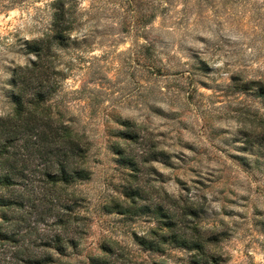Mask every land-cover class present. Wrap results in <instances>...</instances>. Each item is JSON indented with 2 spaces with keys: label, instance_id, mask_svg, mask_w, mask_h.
<instances>
[{
  "label": "rangeland",
  "instance_id": "374dc122",
  "mask_svg": "<svg viewBox=\"0 0 264 264\" xmlns=\"http://www.w3.org/2000/svg\"><path fill=\"white\" fill-rule=\"evenodd\" d=\"M54 1L0 0V117L15 109L13 70L35 58L28 43L58 23ZM65 6L73 29L54 48L61 80L52 103L86 137L91 175L63 187L74 198L69 227L76 233L67 234L78 246L54 261L91 264L106 244L131 264L195 258L203 264L196 252L172 244L164 253L139 244L161 226L153 213L108 210L125 202L122 188L133 182L145 192L141 203L162 205L178 230L210 239L208 264H264V97L257 87L238 90L247 81L264 86V0H65ZM127 121L140 127V144L121 134ZM117 143L135 153L154 148L157 157L134 173L118 164ZM35 220L33 214L32 227ZM0 226L13 228L1 208ZM50 230L40 223L26 239ZM17 248L0 243V264H30L16 258Z\"/></svg>",
  "mask_w": 264,
  "mask_h": 264
},
{
  "label": "trees",
  "instance_id": "16d2710c",
  "mask_svg": "<svg viewBox=\"0 0 264 264\" xmlns=\"http://www.w3.org/2000/svg\"><path fill=\"white\" fill-rule=\"evenodd\" d=\"M52 4L57 7L58 23L51 34L28 43L35 58L13 70L10 94L15 109L12 114L0 117V208L4 222L13 226L11 230L0 226V243H14L18 247L14 252L16 258L30 264H72L62 259L56 262L53 258L55 254L65 257L68 247L78 246V241L67 234L76 233L69 227L74 198H66L63 187L87 180L91 175L86 137L72 129L52 103L61 80L54 48L62 46L73 29L65 0H55ZM252 87H257L258 96L264 97V86L257 82H242L238 90L248 92ZM121 125L125 128L121 131L125 139L141 143L140 127L130 121ZM127 148H121L118 143L112 147L118 164L134 173L141 171V164L157 157L154 148L143 147L139 153ZM121 194L125 202L108 206L109 211L115 209L119 214L131 216L153 213L159 219L161 226L152 231V239L137 238L143 248L164 253V245L172 244L196 252L203 258V264H208L206 244L210 239L195 238V232L178 230L174 213L162 205L141 203L146 200L145 192L133 182L124 185ZM33 214L36 215L34 227L29 222ZM40 223L49 227L50 233L36 232V239L27 240ZM24 229L32 231L22 232ZM41 247L43 253L37 255L35 248ZM102 250L103 255L89 258L91 264L132 263L122 251L114 252L111 245L104 244ZM193 264H200V260L195 258Z\"/></svg>",
  "mask_w": 264,
  "mask_h": 264
}]
</instances>
